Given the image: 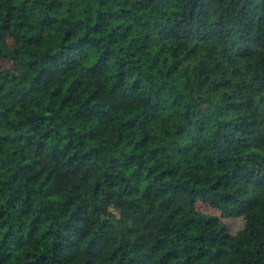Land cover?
<instances>
[{
    "label": "trees",
    "instance_id": "obj_1",
    "mask_svg": "<svg viewBox=\"0 0 264 264\" xmlns=\"http://www.w3.org/2000/svg\"><path fill=\"white\" fill-rule=\"evenodd\" d=\"M0 57V264H264V0H0Z\"/></svg>",
    "mask_w": 264,
    "mask_h": 264
},
{
    "label": "rangeland",
    "instance_id": "obj_2",
    "mask_svg": "<svg viewBox=\"0 0 264 264\" xmlns=\"http://www.w3.org/2000/svg\"><path fill=\"white\" fill-rule=\"evenodd\" d=\"M14 59L7 57H0V68L9 67L13 68ZM168 105L164 96H160L155 104V108L151 111V133L152 136H158L160 131L168 132L171 134L170 125L172 123V118L168 114ZM198 110L194 112L191 116V124L199 120L200 118H204V122L207 123L210 120V114L206 111ZM190 124V125H191ZM190 136L189 133L184 134V138ZM193 213H208L215 215L219 218L225 226L226 235H231L233 233H237L241 231L246 223V221L250 218L249 213H240L234 215H223L220 210L214 206H211L199 199L194 201ZM223 256V251L221 257Z\"/></svg>",
    "mask_w": 264,
    "mask_h": 264
}]
</instances>
